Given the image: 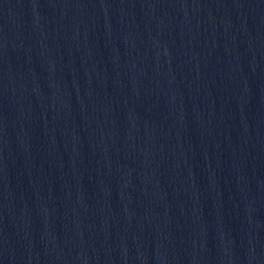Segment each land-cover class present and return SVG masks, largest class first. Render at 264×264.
<instances>
[{
    "label": "water",
    "instance_id": "95a60500",
    "mask_svg": "<svg viewBox=\"0 0 264 264\" xmlns=\"http://www.w3.org/2000/svg\"><path fill=\"white\" fill-rule=\"evenodd\" d=\"M0 264H264V0H0Z\"/></svg>",
    "mask_w": 264,
    "mask_h": 264
}]
</instances>
